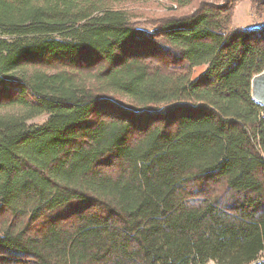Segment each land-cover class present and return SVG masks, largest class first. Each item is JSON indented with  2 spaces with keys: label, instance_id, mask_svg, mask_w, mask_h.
<instances>
[{
  "label": "trees",
  "instance_id": "1",
  "mask_svg": "<svg viewBox=\"0 0 264 264\" xmlns=\"http://www.w3.org/2000/svg\"><path fill=\"white\" fill-rule=\"evenodd\" d=\"M150 1L0 0V264H264V0Z\"/></svg>",
  "mask_w": 264,
  "mask_h": 264
},
{
  "label": "rangeland",
  "instance_id": "2",
  "mask_svg": "<svg viewBox=\"0 0 264 264\" xmlns=\"http://www.w3.org/2000/svg\"><path fill=\"white\" fill-rule=\"evenodd\" d=\"M191 8H189L190 10ZM128 11L138 12L139 17L136 20H132L133 23L138 24L140 29L150 30V26L144 22L147 18H157L170 11H176V6L167 2L166 0H152L145 5L136 4L132 6ZM262 19L254 16V11L249 1H241L237 3L236 8L232 16V30L236 29H255L261 26ZM0 38L10 39L0 33ZM46 121V118H39L30 122L34 125H42ZM213 264V263H208Z\"/></svg>",
  "mask_w": 264,
  "mask_h": 264
},
{
  "label": "water",
  "instance_id": "3",
  "mask_svg": "<svg viewBox=\"0 0 264 264\" xmlns=\"http://www.w3.org/2000/svg\"><path fill=\"white\" fill-rule=\"evenodd\" d=\"M251 98L257 105L264 108V72L252 78Z\"/></svg>",
  "mask_w": 264,
  "mask_h": 264
}]
</instances>
